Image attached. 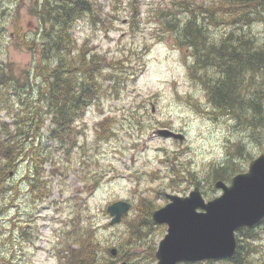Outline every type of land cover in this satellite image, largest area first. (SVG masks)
<instances>
[{
  "label": "rangeland",
  "instance_id": "rangeland-1",
  "mask_svg": "<svg viewBox=\"0 0 264 264\" xmlns=\"http://www.w3.org/2000/svg\"><path fill=\"white\" fill-rule=\"evenodd\" d=\"M94 1V19L87 15L75 27L79 45L88 44L92 52L109 58L131 59L126 65L138 70V76L122 87L120 96L103 98L91 106L79 123L82 132L67 164L56 143L43 142L46 148L51 147L53 161L62 165L64 173L53 176L54 166L47 163L48 199L35 196L27 158L6 179L0 211L12 197L14 201L0 212V257L9 261L5 264H67L58 257V249L68 238L72 215L86 216L88 209L101 243L118 250L121 243L128 245L127 231L144 217L143 199L152 200L155 211L168 203L165 192L187 196L197 185L184 180V174L191 170L202 181L236 150V143L243 145L245 155L257 158L264 153L263 131L257 135L249 128L238 129L231 118L192 106L199 101L204 109L211 107L202 86L189 75L190 52L178 44L167 25L173 19L169 11L183 0ZM188 1L195 3V8L210 2ZM36 2L0 0V65L12 66L22 84L29 83L35 90L40 84L35 68L43 53L39 35L44 29L34 12ZM177 9L175 14L185 19L184 8L178 5ZM249 30L258 43H264V21L255 22ZM220 32L221 28L211 29L212 35ZM33 39L30 47L28 42ZM0 122H11L1 109ZM162 129L182 133L185 139L164 138L157 133ZM236 156L239 168L247 171L245 158ZM36 193H40L38 188ZM211 194L218 197L222 192ZM117 201L130 203L131 211L121 224L111 227L107 207ZM77 205L82 207L74 212ZM153 226L150 238L129 244L142 262L149 245L158 248L167 233L166 225ZM253 230L260 237L257 263L264 264V224ZM111 259L115 264L123 262L118 256Z\"/></svg>",
  "mask_w": 264,
  "mask_h": 264
},
{
  "label": "trees",
  "instance_id": "trees-1",
  "mask_svg": "<svg viewBox=\"0 0 264 264\" xmlns=\"http://www.w3.org/2000/svg\"><path fill=\"white\" fill-rule=\"evenodd\" d=\"M36 3L34 12L44 25L39 35L42 58L35 68V77L40 79L37 90L29 83L22 84L12 66L0 65V109L11 120L0 122V193L7 190L5 181L11 172H16L19 163L27 158L33 171L31 185L40 192L37 194L35 189V196L48 199L51 191L45 179L47 163L54 166L53 176L64 173L62 165L53 161L51 147L46 148L43 142L56 143L66 162L81 135L79 123L84 121L91 106L103 98L120 96L122 87L135 79L139 71L126 65L131 59L109 58L92 52L88 44L79 45L75 27L87 15L94 19V0H37ZM207 4L195 8V3L180 1L169 11L173 19L167 22L178 44L190 52L189 75L202 86L211 107L204 109L196 100L192 106L198 111L231 118L238 129L249 128L255 134L264 132V43H258L249 30L255 22L264 21V0H210ZM178 5L187 12L183 20L175 14ZM48 24L50 26H45ZM212 28H221L220 34L212 35ZM34 43V39L28 42L30 47ZM107 69H111L109 74ZM106 82L110 83L106 85ZM237 144L236 150L213 168V173L207 172L206 177L201 175L202 181H198V173L191 170L184 174V180L195 183L201 190L206 186L203 194L212 198L215 182L228 183L244 172L236 163V154L248 164L255 158L245 155L243 145ZM13 201L14 197L2 210ZM141 206L146 208L142 212L144 217L127 231L128 245L121 243L118 247L119 260L128 264L156 262L155 245H149L143 254L144 262L136 259L129 245L150 238L154 229L151 223L154 202L143 199ZM80 207L75 206L74 212ZM87 211L86 216L72 215L68 238L58 249V257L66 259L67 264H115L109 247L100 241L94 216L89 209ZM238 232V248L232 258L183 264H258L256 243L260 237L253 233V228H242ZM1 259L0 264L9 262Z\"/></svg>",
  "mask_w": 264,
  "mask_h": 264
},
{
  "label": "water",
  "instance_id": "water-1",
  "mask_svg": "<svg viewBox=\"0 0 264 264\" xmlns=\"http://www.w3.org/2000/svg\"><path fill=\"white\" fill-rule=\"evenodd\" d=\"M158 135L183 141L184 134L159 130ZM222 194L206 200L199 187L187 196L165 193L169 203L154 211L153 225H166L160 240L156 264H180L232 258L238 247L236 233L253 228L264 219V153L253 159L244 173L215 183ZM131 204L117 201L107 207L110 226L120 224L129 215ZM117 249L111 255L117 256ZM120 264H127L122 262Z\"/></svg>",
  "mask_w": 264,
  "mask_h": 264
},
{
  "label": "flooded vegetation",
  "instance_id": "flooded-vegetation-1",
  "mask_svg": "<svg viewBox=\"0 0 264 264\" xmlns=\"http://www.w3.org/2000/svg\"><path fill=\"white\" fill-rule=\"evenodd\" d=\"M22 162V161H21ZM174 194V193H173Z\"/></svg>",
  "mask_w": 264,
  "mask_h": 264
}]
</instances>
